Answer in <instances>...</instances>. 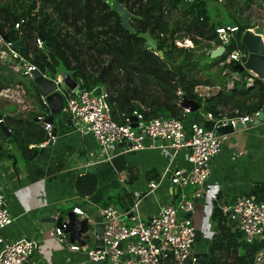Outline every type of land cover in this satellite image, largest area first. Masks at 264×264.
Here are the masks:
<instances>
[{
  "label": "trees",
  "instance_id": "1",
  "mask_svg": "<svg viewBox=\"0 0 264 264\" xmlns=\"http://www.w3.org/2000/svg\"><path fill=\"white\" fill-rule=\"evenodd\" d=\"M208 0H40V9L34 17L35 0H0V34L8 41L18 43V53L33 64L40 72L55 75L56 68L51 62L52 55L72 80L78 84L79 91L96 89L100 93L102 85L98 75L104 71V78L114 96L107 98L111 117L122 124L123 117H131L133 112L143 116L144 121L160 117H170L185 121V117L195 118V123L204 129H211L215 121L222 118L252 117L264 108V81L247 72L239 73L235 63H225L235 51L245 53L240 44L241 35L254 28L253 24L238 13L226 11V16L237 27V32L223 46L224 53L213 60V65L201 66L203 60H211L206 55L213 46H221L216 29L227 26L213 21L207 7ZM218 3L219 0H210ZM226 8L237 1L241 11H251L253 5L264 12V0H224ZM124 5L132 16L130 34L122 27L120 17L112 4ZM50 8L51 13L46 9ZM21 23L23 35L18 37L14 25ZM230 24V23H229ZM148 33L156 42L157 51L163 53L160 59L156 52L138 39V34ZM41 37H40V36ZM36 37L43 41L42 50L34 47ZM191 43V48L178 47L177 43ZM222 64V65H221ZM220 66L216 73H209L210 80H201L195 74L207 73L212 66ZM233 88L228 89L232 76ZM252 78V84L247 80ZM23 78L17 77L7 63L0 62V91L14 86H22ZM36 93L37 112L29 121L22 122L2 117L4 127L9 131L6 138L0 126V161L16 160L30 162L41 149L37 147L46 141V134L37 118L47 119L49 110L42 105ZM239 84V87H237ZM198 87L216 88L209 96H199ZM185 97L197 103L194 113L185 114L180 102ZM210 115L212 120L205 117ZM40 128H39V125ZM187 124V122H186ZM1 125V124H0ZM157 179L149 176L147 182ZM134 180L126 183L132 186ZM97 189V178L85 175L77 179L75 190L80 198L92 196ZM251 197L264 198V185H257ZM134 195L122 190L115 197H102L98 204L104 208L109 205L120 211H128ZM218 202L211 215L212 237L203 260L205 264H251L261 244L246 245L241 235H235L227 225L219 210ZM239 250H243L239 254Z\"/></svg>",
  "mask_w": 264,
  "mask_h": 264
},
{
  "label": "built area",
  "instance_id": "2",
  "mask_svg": "<svg viewBox=\"0 0 264 264\" xmlns=\"http://www.w3.org/2000/svg\"><path fill=\"white\" fill-rule=\"evenodd\" d=\"M111 1L113 0H106L107 3ZM39 9L40 0H35L31 17H34ZM46 11L51 13L50 8ZM13 28L18 37L23 35L21 23L15 24ZM237 31L234 25L217 28L216 34L221 43L219 48H223ZM261 38L264 44V38L262 36ZM14 44L0 34V45L3 47L0 51V60L9 64L13 73L19 78L31 81V74L38 71L41 76L52 80L55 91L64 99L63 111L69 115L75 132L81 136L90 135L104 153H107L111 147L122 144L118 152L120 154L159 150L169 159L168 167L157 176V179L149 181L144 191L134 192L135 199L128 211H120L112 205L98 209L97 216L103 225L100 238L95 236L96 224L91 219V215L81 206L72 210L80 220L87 221V234L95 237L97 246L70 243L63 232L64 225L60 229H54L55 239L70 253H84L90 263L196 264L197 254H193L192 250L197 233L191 215L195 210L194 202L207 195L205 184L210 176V161L221 152L223 137L226 136L217 135L216 131L219 128L233 126L236 122L241 124L252 122V118H257L259 113L254 114L252 118H222L215 121L211 129H204L192 120H188L186 124V120L183 122L170 117L144 121L143 116L137 112H133L131 117H123L122 124H117L111 117L103 89L98 94L96 89L79 91L76 84L75 89L68 90L62 78H53L46 72H40L29 62L28 58L31 56L25 58L20 55L14 49ZM177 46L188 48L191 47V43L185 41L177 43ZM34 47L42 50L41 38H35ZM245 58V53L235 51L227 57L225 63L242 64ZM247 83L248 86L251 85L252 78H249ZM23 95L24 90L19 85L0 91V98L18 103H21ZM40 100L42 105L47 107L44 99ZM184 113L190 114L187 110H184ZM133 118L136 120L134 128L131 126ZM205 118L212 120L210 115ZM37 119L46 134L45 143L38 147L43 148L53 144L55 138L52 137V126L43 124L44 119ZM178 152H184L187 163L185 169L174 167L172 164ZM166 181L180 191L178 200L163 205L148 220H142V202L149 196H154ZM185 189L191 190L190 196L183 193ZM212 202L217 203V199L213 197ZM218 208L227 225L238 230L246 245H252L254 242L261 244L251 264H264V202H258L253 197L239 196L233 203L220 204ZM10 223L11 219L0 186V232ZM37 250L38 245L35 241L22 239L9 242L0 238V264H27Z\"/></svg>",
  "mask_w": 264,
  "mask_h": 264
},
{
  "label": "crops",
  "instance_id": "3",
  "mask_svg": "<svg viewBox=\"0 0 264 264\" xmlns=\"http://www.w3.org/2000/svg\"><path fill=\"white\" fill-rule=\"evenodd\" d=\"M217 49L219 46H213L212 51ZM67 76L71 78L69 73ZM21 87L24 90L21 103L0 98L1 118L26 122L37 112L36 93H28L24 85ZM209 89L208 93L212 92ZM38 97L41 99L39 94ZM259 114L264 116V108ZM55 120L56 116L52 126L56 128L54 143L43 148L29 146V149H41V153L32 161L23 162L18 158L15 161H0V186L11 219L10 225L0 232V238L9 242L22 239L35 241L38 250L27 264H106L90 263L84 253L68 252L54 237L55 224L46 219H51L55 213L56 219L65 220L69 211L73 212L74 208L81 206L95 220L98 218L100 198L115 197L122 190H127L132 196L134 192L144 191L148 183L146 179L164 171L169 159L159 150L120 154V145L104 153L90 135L81 136L71 125L62 123L59 117L58 122ZM185 120L192 119L186 117ZM256 120L252 118V122ZM172 164L180 169L187 168L184 152H178ZM85 175L97 178V189L92 196L80 198L75 183ZM133 180L131 187L126 185ZM257 185H264V119L256 126L223 137L221 152L210 161V176L205 184L207 195L194 202L195 210L191 215L198 235L193 254L204 257L211 243V215L216 205L212 198L215 197L218 204H231L239 196L251 195ZM183 191L191 195V190ZM180 194L170 182H164L154 196L142 202L141 219L148 220L163 205L178 200ZM234 234L239 236V233ZM94 238L87 234L84 244L97 246ZM238 253L242 254L243 250Z\"/></svg>",
  "mask_w": 264,
  "mask_h": 264
},
{
  "label": "water",
  "instance_id": "4",
  "mask_svg": "<svg viewBox=\"0 0 264 264\" xmlns=\"http://www.w3.org/2000/svg\"><path fill=\"white\" fill-rule=\"evenodd\" d=\"M170 6L173 7V0H169ZM113 10L118 14L121 20L122 27L124 30L133 34L132 29L129 26V21L132 16L127 12L124 5L119 4L118 2H114L112 4ZM233 24H230L232 26ZM40 36V35H39ZM41 37V36H40ZM138 39H142L145 41V46L152 52H156V55L162 59L163 53L161 51H157L156 42L151 38L148 33L145 34H138ZM6 39V38H5ZM240 44L243 47L246 58L244 62L235 64L234 68L239 72H247L251 74L254 78L264 81V44L262 42V38L260 35L253 33L250 30L244 31L240 38ZM14 49H18V43L14 44ZM224 53V48H219L217 50L209 51L206 53L207 56L211 60L218 59ZM49 58L52 63H54V67L57 69L59 68V63L55 61L52 55H49ZM237 76V74H235ZM64 85L67 87L68 90H73L76 87V83L69 77L66 76L60 77ZM98 80L102 85V89L107 98H111L114 96L113 92L111 91L108 82L104 78V71H102L98 75ZM31 82L36 88L40 98H43L46 106L50 112V117L44 119L42 121L43 124H49L51 126L54 125V116H59L62 123H66L68 126L71 125L69 115L62 111L64 105L63 97L55 91V85L52 80L47 79L39 74L38 71H35L31 74ZM180 108L183 110H187L189 113H194L198 105L194 101H189L185 97L182 98L180 102ZM264 119L263 114H259L257 116L256 122H246L245 124H241L240 122H236L233 126H226L224 128H219L216 131L217 135L224 136L231 134L235 131H240L245 128H250L260 124ZM193 123H195V118L192 119ZM1 121V116H0ZM37 123L39 122L38 119L35 120ZM132 127H136V120L133 118L132 120ZM0 126L2 132L5 134L6 138L10 137L9 131L4 127L2 122H0ZM52 137H56V128L52 130ZM122 146V144L120 145ZM129 147V146H128ZM246 197H251L250 195H246ZM258 202H264V198H258ZM234 202V201H233ZM232 202V203H233ZM47 222L55 224L56 228H62L65 226L63 230L64 234L68 236V240L70 243H77L79 245L84 244V239L87 238L88 226L86 220H80L73 212L69 211L66 214L65 220L62 218L56 219V214L53 213L51 219H46ZM95 222V232L98 238L102 235L103 225L101 224V220L96 218ZM231 232L237 233V229H233ZM198 235L196 234L195 242H197ZM125 257V256H124ZM197 263L196 264H205L203 261V255H196Z\"/></svg>",
  "mask_w": 264,
  "mask_h": 264
},
{
  "label": "rangeland",
  "instance_id": "5",
  "mask_svg": "<svg viewBox=\"0 0 264 264\" xmlns=\"http://www.w3.org/2000/svg\"><path fill=\"white\" fill-rule=\"evenodd\" d=\"M225 4H226V1H224V0H219L218 3H213L210 0L207 1V7H208V10L210 12V15H211L213 21H215V16L219 15V21L222 22V24H227L228 25L229 23H231V20L226 16V11L229 10L230 13L238 12L242 16L243 19H246V20H248L249 22H251L253 24L254 28L252 29V32L255 33V34L258 33V35L262 34V36L264 38V12H263V10L261 8H259L258 6H254L253 5L251 11L250 10H248V12L241 11V13H240V11H239L240 10V5L239 4L237 5V1H235V3L233 5H231L230 8H226L224 6ZM189 48H191V47H189ZM207 61L208 60H203L200 65L203 66V67H208L206 64L213 65L215 63L213 60H210L208 63H207ZM219 67L220 66H218V65L217 66H212L207 73L198 72L195 75H197L196 76L197 78L207 81V80H210L208 74L209 73H211V74L213 73V75H214V73H216L218 71ZM54 74L55 75L51 76L48 73V75L53 77V78H56V77H64L65 78L68 75V73L65 72V70H63L61 67L57 68ZM235 79H236V76L233 75L232 76V81H230L231 83H229L228 88L232 89L233 80H235ZM30 83H31V81H29L27 79L23 80V85H24L25 90L28 93L32 94L33 90H32V87H31ZM237 87H239V84H237ZM208 89L209 88H204V87L200 88V87H198L196 92H197V94L199 96L204 97L206 95L209 96L211 94H214V93H216L218 91V89L213 88V89H209L212 92L208 93ZM58 117L56 116V120H55L56 122H58Z\"/></svg>",
  "mask_w": 264,
  "mask_h": 264
},
{
  "label": "bare ground",
  "instance_id": "6",
  "mask_svg": "<svg viewBox=\"0 0 264 264\" xmlns=\"http://www.w3.org/2000/svg\"><path fill=\"white\" fill-rule=\"evenodd\" d=\"M79 87V86H78Z\"/></svg>",
  "mask_w": 264,
  "mask_h": 264
},
{
  "label": "clouds",
  "instance_id": "7",
  "mask_svg": "<svg viewBox=\"0 0 264 264\" xmlns=\"http://www.w3.org/2000/svg\"><path fill=\"white\" fill-rule=\"evenodd\" d=\"M251 31V30H250Z\"/></svg>",
  "mask_w": 264,
  "mask_h": 264
}]
</instances>
